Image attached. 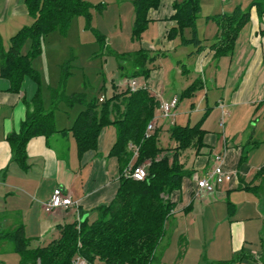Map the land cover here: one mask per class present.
Listing matches in <instances>:
<instances>
[{
    "label": "crops",
    "instance_id": "0c3cea01",
    "mask_svg": "<svg viewBox=\"0 0 264 264\" xmlns=\"http://www.w3.org/2000/svg\"><path fill=\"white\" fill-rule=\"evenodd\" d=\"M174 1L177 0H162L159 9L149 13L151 23H158L160 42L158 49L145 42L140 46L158 55L155 62L149 65L151 71L145 84L158 103L160 100L169 102L176 97L178 103L175 108L184 106L180 113L175 111L172 118L159 117L158 108L155 111L160 145L163 136H168L167 131L172 124H196L190 123L194 111L195 114H204L200 120L205 135L198 155L193 150H187L180 157L184 168L191 170L192 174L183 179L181 187L169 197L174 209L166 222L165 236L158 246V264L168 259L176 247L178 258L187 254L186 250L190 247L188 233L193 228L200 234H215L219 227L227 223L223 231L227 238L225 243L234 252L249 247L247 243H251L253 223L259 222L258 238L264 225V207H260L264 201V172L259 174L264 169V137L255 140L257 131L264 126L258 127L255 123L256 118L263 116L264 106V12L259 17L256 7L250 6L254 0L247 1L246 8L250 7L249 22L240 31L231 53L219 59L213 58L214 51L209 48V42H214L218 29L213 21L207 20L211 23L210 26L206 24L209 33L200 38L197 32L203 50L197 53L193 48L183 52L182 56L194 53L195 60L192 66L180 68L178 60L171 61L173 66L166 61L176 41L168 40L165 35L174 25L169 20L173 15ZM236 6L243 7L238 3L229 6L228 10L232 12ZM31 23L25 0H0V36L3 42H8L11 36ZM196 29L199 30L197 24ZM12 30L13 35H9ZM188 33L190 35V31ZM4 34L10 37L4 39ZM32 67L40 76L33 62ZM186 73L192 75L194 80L184 78ZM196 80L201 81V89L206 91V96H182ZM163 86L171 89L166 97ZM50 89L48 87V92ZM119 89L122 88L113 86L112 95L116 90L120 92ZM37 90L38 85L25 77L20 91L15 93L10 90L9 81L0 77V264H19V256L13 252L9 240L3 238L4 234L21 225L30 248L45 247L59 237L60 227L82 218L93 221L96 208L108 205L119 187L118 160L111 155L116 129L114 126L102 129L96 148L79 155L75 139L69 131L80 111L79 107L68 108L60 104L54 112L57 132L49 137L31 138L25 146L26 167H19L14 161L8 136L19 133L27 111L25 102H30ZM209 93L212 94V101L207 98ZM41 94L44 108L48 110L49 95L44 97L42 88ZM101 97L107 98L105 95ZM61 105L64 108L60 111ZM213 111H217L219 117L209 125L207 122ZM247 119L254 122L255 127L249 128L245 123ZM218 124L222 128L220 135L217 132ZM240 124L241 128H238ZM167 145L170 148L175 146L171 141ZM170 154L167 156L170 157ZM214 156L221 157L225 178L212 193L198 191L196 179L215 166ZM56 189L69 196L75 206L46 213L43 204L50 200ZM171 235L178 236L177 244L168 240L162 246L164 239L171 238ZM217 239L219 237L212 235L208 242L213 244ZM180 242L184 245L179 248ZM90 264L106 263L95 259Z\"/></svg>",
    "mask_w": 264,
    "mask_h": 264
},
{
    "label": "trees",
    "instance_id": "16d2710c",
    "mask_svg": "<svg viewBox=\"0 0 264 264\" xmlns=\"http://www.w3.org/2000/svg\"><path fill=\"white\" fill-rule=\"evenodd\" d=\"M161 3L162 0H133L132 40H140L151 22L149 13L159 9ZM25 4L32 23L11 36L7 48L0 36V77L9 81L10 90L18 93L25 77L38 85L33 99L25 102L27 111L19 133L8 136L14 161L25 169L26 143L33 137H49L57 132L54 112L60 104L68 108L77 106L80 111L69 131L75 139L78 154L95 149L102 129L114 126L116 140L111 155L118 160L120 178L115 197L108 205L96 208L93 221L82 218L79 222L60 227L59 237L47 246L30 248L21 225L4 234L3 238L11 243L13 252L19 256V264H72L76 257L84 259L87 264L95 259L106 264H153L157 248L165 236L166 222L174 209L169 197L181 187L183 179L192 174L191 170L184 168L180 157L187 150H193L198 155L203 147L205 131L201 128L202 120L192 126L172 124L167 132L169 141L175 146L164 148L159 144L156 127L153 133L146 135V128L159 107L147 88L133 93L127 89L122 92L116 90L102 101L100 97L87 98L84 93L66 94V80L71 75L68 66H63L61 70L58 87L50 89V108L45 109L40 76L32 67V61L41 55L49 35L58 32L64 36L75 17H83L85 29L90 30V9L93 6L84 0H25ZM250 6L256 7L258 16H262L264 0H254ZM172 7L173 15L169 20L174 25L166 32L167 39L172 41L179 37L182 45H192L199 53L204 48L196 31L200 0L174 1ZM249 8L236 6L230 14L207 17L218 29L209 47L214 51V59L231 53L240 31L249 22ZM97 9L102 11L105 6L99 5ZM185 30L191 33L189 39L183 38ZM94 34L101 43L104 42L102 34ZM27 43L29 49L23 53ZM128 56L133 58L135 68L131 77L147 80L151 71L149 65L155 62L158 55L139 48ZM201 88V81L196 80L182 96L191 97ZM132 146L137 148L136 157ZM168 153H172L170 157ZM129 165H145L142 181L124 176ZM263 172L264 169L259 174ZM259 242L261 251L257 254L258 261L264 264V225ZM247 252V249H242L238 258L247 262Z\"/></svg>",
    "mask_w": 264,
    "mask_h": 264
},
{
    "label": "rangeland",
    "instance_id": "374dc122",
    "mask_svg": "<svg viewBox=\"0 0 264 264\" xmlns=\"http://www.w3.org/2000/svg\"><path fill=\"white\" fill-rule=\"evenodd\" d=\"M84 1L93 6L90 9L91 29H85L86 23L83 17H75L64 36L60 35L58 32H54L49 35L43 44V51L41 55L32 61L41 74V88L44 97H48V95H50L48 87L51 89L58 87L61 80V70L63 66H68V71L71 72V75H69L65 84L66 94L84 93L87 98L100 97L101 95H105L109 98L112 96L113 86L115 88H122L119 89L122 92L124 91L123 88L126 86L127 81L130 79H136L142 84L146 81L138 76L131 77L135 68L133 65V58L128 56V53L137 51L144 42L153 46V48L158 49L160 42L158 23L150 22L148 28L141 35L140 40H132L131 30L134 21V11L132 6L133 0ZM247 1L251 0H200L201 11L196 18V24L199 28V30L197 31L196 29V31L198 32L199 37L202 38L203 34L207 35V33H209L206 24H208L207 26H210L211 23L207 21V17L221 14L223 11H225L224 14H229L231 13L228 10L229 6L238 5V3H241L243 5L242 8L246 9V5H248ZM177 2H179V0H177ZM99 5H104L105 9L99 11L97 9V6ZM9 32L10 31H8V33ZM94 32L102 34L104 38L103 43L97 39ZM188 32L189 30L184 31L183 38L186 39L191 37V33L189 35ZM13 33L14 31L12 30L9 35H13ZM3 36L4 39H8V37H10L7 34H4ZM209 43L211 44L212 41ZM4 46L5 48L8 47V42L5 43V40ZM193 48L194 46L192 45H182L181 39L179 37L176 38L172 51L168 53V59L166 60L167 63L172 65V60H178L180 68L190 67V65L192 66L195 60L194 53L189 54L188 56H182V54L183 52H187L189 49ZM28 49L29 43L25 44L22 52L26 53ZM154 67L156 68L157 64H155ZM149 68H151V66ZM189 75L190 74L186 73L183 77H187L188 79L192 78L194 80L193 76ZM209 85L211 84L209 83ZM207 87L209 88V86ZM162 89L165 97L171 91L168 86H163ZM194 95L198 98H204L206 96V91L198 89L195 91ZM211 96L212 94L210 93L207 95L209 101H212L213 99ZM61 108H64V105H61L59 108L60 111ZM75 108H77V106H75ZM183 108V105L178 106L177 108L171 110V114L175 115V111L176 113H180ZM194 112L192 113L190 120V123L192 124L195 122L197 123V121L204 116L203 112H201V115L195 114ZM259 114L261 115V113ZM218 117V112L213 111L207 124L210 125V122H216ZM226 122L227 119H225V123ZM245 123L249 126V128L251 126V128L255 127V123L258 127H261V125L264 124V114L263 116L261 115L256 118L255 123L250 122L249 119H247ZM218 127L217 132L220 135L222 128L219 124ZM238 128H241V124ZM263 130L264 126L261 127V131H257L255 140L264 137L262 135L264 133L262 132ZM247 132L249 131L247 130ZM168 141V136L164 135L161 146H168ZM260 207H264V201L263 203H260ZM251 226L252 231L254 232H252L250 236L252 237L250 239L251 243H247L249 247L245 248L248 251L246 254L249 256V258L245 259L247 262L238 258L241 251L237 250L233 252V250L230 249V246H226V233H223L227 227V223H225L219 227L220 229L217 230L218 233L215 232V234H200L195 232L194 228L191 232L189 230L188 239H190V247L186 250L187 254H184L182 258L186 257L183 259L178 258V249L176 247L172 249L173 253L172 255H168V259L166 258L165 260H162V264H260L257 256V254L261 251L259 238L257 236L259 222L257 221ZM255 226L256 228L253 230V227ZM212 235H216L219 239H217V242L209 244L208 240L212 237ZM168 240L170 243L175 242L176 245L178 236L171 235V238L166 237L162 246H164L165 242ZM183 245L184 243L180 242L179 248L183 247ZM158 250L159 248L157 249V252ZM157 252L156 255L158 254ZM158 260L159 255L157 256V259L155 258L153 264H158Z\"/></svg>",
    "mask_w": 264,
    "mask_h": 264
},
{
    "label": "built area",
    "instance_id": "2783aa9c",
    "mask_svg": "<svg viewBox=\"0 0 264 264\" xmlns=\"http://www.w3.org/2000/svg\"><path fill=\"white\" fill-rule=\"evenodd\" d=\"M125 88L129 90L130 92H136L141 89L147 88L145 82L142 84L141 82H138L136 79H130L127 81ZM148 89V88H147ZM103 98H100V101H102ZM178 103V99L176 97H173L169 102H164L162 100L159 101V107L158 111L160 116L162 118H172L173 115L171 114V110H173ZM264 104V102H263ZM263 114H264V106H263ZM158 116H156L153 121L147 126L146 128V135L153 133L156 127V119ZM222 124V123H221ZM134 151V157L137 156V148L131 147ZM213 161L215 163V166L210 169L203 177L196 179V188L198 191H204L206 193H212L215 190V187L219 184H221L225 178V174L221 168V157L220 156H214ZM125 177H130L134 180L142 181L145 177V165L133 167L131 165L128 166V168L124 171ZM75 206V202L69 197L63 195V193L56 189L52 197L49 201L45 202L43 204V210L46 213H52L57 209L67 210L71 207ZM80 219H78L77 222H79ZM72 264H87V262L80 258L76 257Z\"/></svg>",
    "mask_w": 264,
    "mask_h": 264
}]
</instances>
